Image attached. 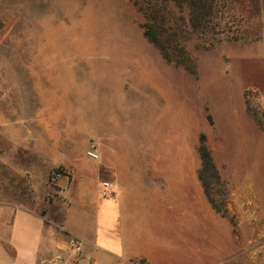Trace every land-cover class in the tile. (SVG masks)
I'll return each mask as SVG.
<instances>
[{
  "label": "rangeland",
  "instance_id": "1",
  "mask_svg": "<svg viewBox=\"0 0 264 264\" xmlns=\"http://www.w3.org/2000/svg\"><path fill=\"white\" fill-rule=\"evenodd\" d=\"M166 3L196 75L163 59L132 0H0V93L13 102L33 79L65 78L56 92L71 101L56 97V110L88 145L100 143L102 119L138 164L174 168L182 224L171 220L160 264H264V0H219L214 31L192 29L187 9ZM201 136L226 185L225 216L197 178ZM81 252L67 244L46 263L76 264Z\"/></svg>",
  "mask_w": 264,
  "mask_h": 264
},
{
  "label": "crops",
  "instance_id": "2",
  "mask_svg": "<svg viewBox=\"0 0 264 264\" xmlns=\"http://www.w3.org/2000/svg\"><path fill=\"white\" fill-rule=\"evenodd\" d=\"M67 84L33 79L13 102L0 93V264H47L71 237L82 243L76 264H160L167 236L177 233L171 220L182 224L174 168L138 164L125 141L103 132L102 119L94 123L98 159H89L92 137L55 107L56 97L71 101L56 92ZM54 169L65 175L50 179Z\"/></svg>",
  "mask_w": 264,
  "mask_h": 264
},
{
  "label": "trees",
  "instance_id": "3",
  "mask_svg": "<svg viewBox=\"0 0 264 264\" xmlns=\"http://www.w3.org/2000/svg\"><path fill=\"white\" fill-rule=\"evenodd\" d=\"M176 7L185 8L189 14V24L194 30H213L216 27V15L219 0H170ZM134 7L143 14L144 35L168 63L182 66L192 75L196 70L192 59L185 49L174 39V28L169 24V12L166 10V0H132ZM182 28L178 29L180 32ZM170 38H173L170 40ZM175 43L172 50L170 43ZM197 152L200 159L198 180L203 193L218 214L225 216V202L227 196L226 185L214 163L210 150L205 144L204 136L199 139ZM61 171L60 169H56Z\"/></svg>",
  "mask_w": 264,
  "mask_h": 264
},
{
  "label": "built area",
  "instance_id": "4",
  "mask_svg": "<svg viewBox=\"0 0 264 264\" xmlns=\"http://www.w3.org/2000/svg\"><path fill=\"white\" fill-rule=\"evenodd\" d=\"M86 156L92 160L98 159V151H97V147L95 144L90 143V145L86 151ZM63 175H65V173L62 170L58 171V170L54 169L50 172V179L53 180V179L59 178ZM101 187L103 189L104 196H108V197L112 196V192L110 191V185L108 182H102ZM68 247H69L70 252L77 254L81 251L82 246H81L80 240H78L75 237H72L68 241Z\"/></svg>",
  "mask_w": 264,
  "mask_h": 264
}]
</instances>
